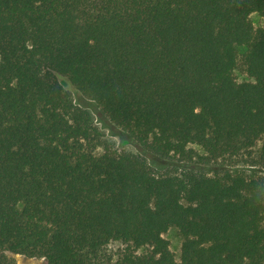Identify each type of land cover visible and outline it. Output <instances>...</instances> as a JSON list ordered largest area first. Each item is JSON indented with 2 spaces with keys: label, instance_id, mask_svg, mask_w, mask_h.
<instances>
[{
  "label": "trees",
  "instance_id": "trees-1",
  "mask_svg": "<svg viewBox=\"0 0 264 264\" xmlns=\"http://www.w3.org/2000/svg\"><path fill=\"white\" fill-rule=\"evenodd\" d=\"M252 14L264 20V0H0V264H264ZM240 47L252 81H236ZM59 77L185 169L117 151ZM114 242L125 248L111 256Z\"/></svg>",
  "mask_w": 264,
  "mask_h": 264
},
{
  "label": "rangeland",
  "instance_id": "rangeland-1",
  "mask_svg": "<svg viewBox=\"0 0 264 264\" xmlns=\"http://www.w3.org/2000/svg\"><path fill=\"white\" fill-rule=\"evenodd\" d=\"M250 20L254 26V28L260 27L264 24V20L258 16L257 14H252L250 16ZM244 51L243 47L238 48L239 53V59H238V65L236 69L234 70L235 78L237 82H248L252 81L245 73L244 67L240 61V55ZM58 82L67 90L70 92L74 103L82 108L88 109L94 116L95 123L98 127H100L106 136L113 142L114 148L117 151H131L133 153H139L142 156L146 157L149 164L152 166L154 170L162 171V170H170L174 167H176L178 170L185 169V164L176 163L175 161H163L156 158H153L152 156L142 152V150L135 144L133 141H130V139L127 138V136L121 132L119 129L113 127L107 120L103 119L98 108L88 99L83 97L80 93L76 92L69 83H66L63 81L61 77L58 78ZM264 175V170H263ZM163 238L167 240L169 244V249L173 253L174 258L178 260L179 258V252H180V245H181V237L176 229L171 228L167 232L163 234ZM125 248V245L114 242L111 243L107 247V253L108 255L114 256L116 254H119L121 251H123ZM8 257H11L16 261L17 264H46L45 261L42 258H27L22 255H14L7 253Z\"/></svg>",
  "mask_w": 264,
  "mask_h": 264
}]
</instances>
